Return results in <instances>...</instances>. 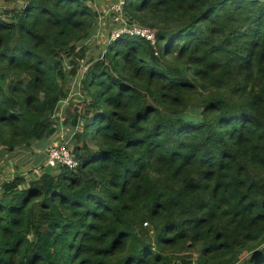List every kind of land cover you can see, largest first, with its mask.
I'll return each mask as SVG.
<instances>
[{"label":"trees","instance_id":"16d2710c","mask_svg":"<svg viewBox=\"0 0 264 264\" xmlns=\"http://www.w3.org/2000/svg\"><path fill=\"white\" fill-rule=\"evenodd\" d=\"M18 2L0 166L60 123L79 163L0 182V264H264V0H125L156 43L96 58L95 0Z\"/></svg>","mask_w":264,"mask_h":264},{"label":"rangeland","instance_id":"374dc122","mask_svg":"<svg viewBox=\"0 0 264 264\" xmlns=\"http://www.w3.org/2000/svg\"><path fill=\"white\" fill-rule=\"evenodd\" d=\"M20 0H0V6H13L14 4H19ZM113 0H95V4L99 8V10H103L106 8L107 4H109ZM110 26V22L105 20L102 22V32L99 34L97 38H93L92 40V48L89 55L92 57H98L103 50V42L106 43V39L108 36V28ZM70 93H74V85L69 86ZM67 129L60 123V129L57 134H54L46 139L45 142L40 144L39 146H33L32 152L25 151L23 149L17 148L14 150L10 156L4 157L2 160V164L0 166V182L11 178L16 171L21 172L25 177H29L32 174L38 175L42 168H44L47 149L49 146H54L58 144H66L68 143V148L72 147V139L69 141L66 137ZM66 139V140H65ZM36 155H41V159L37 162L35 161ZM53 172V169H50ZM31 237V235H30Z\"/></svg>","mask_w":264,"mask_h":264},{"label":"built area","instance_id":"2783aa9c","mask_svg":"<svg viewBox=\"0 0 264 264\" xmlns=\"http://www.w3.org/2000/svg\"><path fill=\"white\" fill-rule=\"evenodd\" d=\"M124 5L125 0H113L107 4L103 13L100 14L102 18L109 19L110 22L106 41L109 42L115 40L121 35H128L130 37H141L154 46L156 43L155 32L147 26L132 22L124 13ZM80 69L85 70V67ZM66 100L67 99H65V104ZM60 114L61 111L58 112L56 116L59 117ZM47 156L46 163L51 167L64 165L68 168H76L79 163V161L73 156L70 148H68L65 143L49 146L47 149Z\"/></svg>","mask_w":264,"mask_h":264},{"label":"crops","instance_id":"0c3cea01","mask_svg":"<svg viewBox=\"0 0 264 264\" xmlns=\"http://www.w3.org/2000/svg\"><path fill=\"white\" fill-rule=\"evenodd\" d=\"M99 2V0H97ZM99 9V8H98ZM105 8H103L104 10ZM103 10H99L100 11V14L103 13ZM105 20L109 21V19H106V18H102L100 15H99V18H98V21H97V28H96V31L92 34L91 38H89L86 43L91 46L90 48H92V40L93 38H97L99 36V34L102 32L103 28H102V22H104L105 24ZM91 52V50H89ZM88 52V53H90ZM81 75V74H80ZM78 79V77L75 78V80H72L71 81V86L73 85H78V81L76 82V80ZM62 105L64 106L65 105V100L62 101ZM47 155H46V160H47Z\"/></svg>","mask_w":264,"mask_h":264}]
</instances>
